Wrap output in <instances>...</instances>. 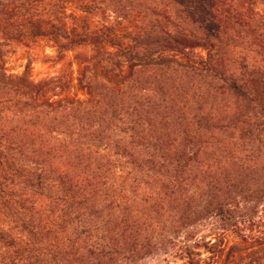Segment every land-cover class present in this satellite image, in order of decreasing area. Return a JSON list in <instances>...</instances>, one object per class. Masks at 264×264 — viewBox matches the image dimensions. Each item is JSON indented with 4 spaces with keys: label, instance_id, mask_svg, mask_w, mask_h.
<instances>
[{
    "label": "trees",
    "instance_id": "trees-1",
    "mask_svg": "<svg viewBox=\"0 0 264 264\" xmlns=\"http://www.w3.org/2000/svg\"><path fill=\"white\" fill-rule=\"evenodd\" d=\"M42 43L55 74L7 73ZM263 206L264 0H0V264L137 263L212 217L185 264H264Z\"/></svg>",
    "mask_w": 264,
    "mask_h": 264
},
{
    "label": "rangeland",
    "instance_id": "rangeland-1",
    "mask_svg": "<svg viewBox=\"0 0 264 264\" xmlns=\"http://www.w3.org/2000/svg\"><path fill=\"white\" fill-rule=\"evenodd\" d=\"M52 54V49L42 43L35 50L28 49L24 46H12L7 49L4 59L5 69L10 75H21L27 66L32 68L33 78L41 79L49 75L55 74V69L46 65L43 62V53ZM130 170V169H127ZM121 173V170H118ZM128 172V171H127ZM130 176L123 174L126 182L135 183L137 178H142L139 173L131 172ZM260 216L264 220V206L260 210ZM263 229H264V223ZM225 227L218 218L212 217L201 221L195 226L183 229L179 233H169L166 236H159V240L165 241L163 246H160L158 251L151 256H147L137 263L130 261H121L119 264H185L188 256L200 253L203 258L208 255L205 250L200 247L204 240H214L218 238ZM229 233V232H228ZM230 234V233H229ZM221 264H225L223 261Z\"/></svg>",
    "mask_w": 264,
    "mask_h": 264
}]
</instances>
